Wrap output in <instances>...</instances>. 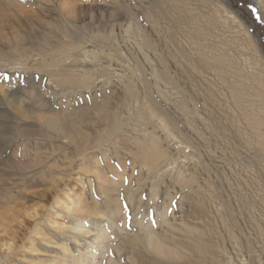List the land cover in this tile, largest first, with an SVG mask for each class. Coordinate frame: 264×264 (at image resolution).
Returning a JSON list of instances; mask_svg holds the SVG:
<instances>
[{"label":"rangeland","instance_id":"374dc122","mask_svg":"<svg viewBox=\"0 0 264 264\" xmlns=\"http://www.w3.org/2000/svg\"><path fill=\"white\" fill-rule=\"evenodd\" d=\"M255 3L0 0V264H70L95 236L76 220L95 232L117 207L119 264H264ZM69 111L71 144L37 121ZM143 217L180 259L135 241Z\"/></svg>","mask_w":264,"mask_h":264},{"label":"bare ground","instance_id":"6f19581e","mask_svg":"<svg viewBox=\"0 0 264 264\" xmlns=\"http://www.w3.org/2000/svg\"><path fill=\"white\" fill-rule=\"evenodd\" d=\"M255 2H256L255 4L257 5V7H259L260 10L262 11V15L264 18V0H255ZM67 13L70 14V17H71L70 20L71 19L73 20L76 18L75 15L73 14L72 9H67ZM69 14H67V15L69 16ZM233 19L237 21L236 17H234ZM201 37H202L201 39L203 41L207 40V39H205V37H203V36H201ZM200 48H202V47H200ZM199 51H201V49H199ZM54 76H55V74H54ZM55 83H57V82H55ZM9 96L11 97V102H13L14 106L17 104V102H20L21 97H17L16 92L9 93ZM21 99H23V98H21ZM103 107L104 106H102L101 109H99V108L96 109V111H97L96 115H99V116L103 115V114H101L104 111V110H102ZM262 109H263L262 105L260 107H258L257 109L254 108V106H253L250 109H247L245 111L244 116H245L246 121L249 123L250 126H252V128L258 129V132H259L258 137H259L260 141L264 144V117H262V114H260ZM20 110H22V109H20ZM79 115L80 114H77L76 112L74 113L71 111V113H70V111H69V113L65 114V116H62V117L59 115H51V116H48L45 118H41L39 116L40 119H38L37 121L41 124L44 123L46 126V129H49L50 131L55 132L57 137L58 136L62 137L63 139H66L67 141H69V143L70 142L72 143V142H75L76 139L73 137V133L71 132L72 130L71 131L68 130V125L70 127L76 129L78 127V125L81 124V122H82L81 119L83 116H79ZM57 201H61V200L57 199ZM67 211L71 212L72 209L67 208ZM119 211H120V209H119V207H117V210L115 211L116 213L111 212V215H109L110 217L107 218V222L105 224H97L95 226V228H96L95 232H92V230L88 229V224H87L86 220L81 219V218H78L76 220L75 224L71 228L72 231L76 235L88 237L92 233H95V234H93L95 236H93L90 239V241L88 242V245L84 248V250H80V254L78 257L72 258V261L70 264H104L105 262L107 264H119V262L110 255V251H109L110 248L108 247L110 244V242H109L110 241L109 240L110 234L108 233V231L106 229L107 225L112 227L115 224L114 219H115L116 215L119 214ZM94 215L98 216L99 212H96ZM165 215H163V216H165ZM160 218H161V215H160ZM161 221H162L161 224H164L166 226H168V225L170 226V224L168 223V221L166 219V216ZM150 222L152 223L151 220H150ZM151 223L146 224L144 222V217L138 219L137 224L139 225V228H140L139 232L141 234L139 233V235H136L135 241H137V242L140 241L141 245L144 247L145 250H147L148 252H151L154 256H156L160 259L167 260V261H176L177 259H180L181 255L177 251L178 249H175L174 247L172 248V246H170L168 243L164 242V240H163L164 238L162 239V237H160L157 234L155 229H153ZM192 231L194 232V229ZM192 231L190 233H192ZM99 254L101 257L99 260H97V258H99L98 257ZM108 255H110V257H108ZM67 264H69V263H67Z\"/></svg>","mask_w":264,"mask_h":264}]
</instances>
